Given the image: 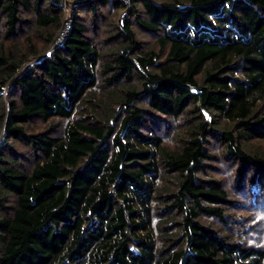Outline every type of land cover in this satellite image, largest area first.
I'll use <instances>...</instances> for the list:
<instances>
[{
	"label": "trees",
	"instance_id": "trees-1",
	"mask_svg": "<svg viewBox=\"0 0 264 264\" xmlns=\"http://www.w3.org/2000/svg\"><path fill=\"white\" fill-rule=\"evenodd\" d=\"M60 3L0 0V264H264V0H83L22 70Z\"/></svg>",
	"mask_w": 264,
	"mask_h": 264
},
{
	"label": "rangeland",
	"instance_id": "rangeland-1",
	"mask_svg": "<svg viewBox=\"0 0 264 264\" xmlns=\"http://www.w3.org/2000/svg\"><path fill=\"white\" fill-rule=\"evenodd\" d=\"M80 1H83V0H61V3H60V6H61V8H62V11H63V20L65 19V20H69V14H70V11H71V9H72V6L74 5V4H76L77 2H80ZM119 1H121L122 3H124L125 5H126V9H128L129 8V6H130V0H129V2L128 1H126V0H119ZM155 1H159V0H155ZM126 9L125 10H123V11H121V12H119V14H117V17H118V19H117V21L118 20H124L125 18H126ZM86 16V15H85ZM116 17V18H117ZM69 22V21H68ZM60 29H61V27H60ZM59 29V30H60ZM59 30H58V32H59ZM58 32L56 33V36H57V34H58ZM55 36V37H56ZM138 36H139V38H140V40L142 41V42H144V43H146V45H148V46H150V47H152L154 44H155V42H156V40H155V38H153V37H149V36H147V35H143V34H141L140 32H138ZM96 39H98V37L96 38ZM55 49V44L53 43V41L48 45V47L46 48V50L43 52V53H41L40 55H38V56H35V57H30V58H28L25 62H24V64H23V66H22V70L23 69H25V68H28V67H30L33 63H35L40 57H42V56H44V55H49V54H51V52L53 51ZM6 88H3V92L1 93V95L4 97L5 95H6ZM35 124V123H34ZM61 125H62V127L64 126V125H66L65 124V122L64 123H61ZM34 127H35V129L36 130H42V129H44L45 127H47V125H45V124H41V123H36L35 125H34ZM58 130H59V128H58ZM3 136H2V134L0 135V146L3 144ZM248 150L250 151V153H253L254 151H258V152H256V153H260V154H264V142H255V143H253V145H248Z\"/></svg>",
	"mask_w": 264,
	"mask_h": 264
},
{
	"label": "built area",
	"instance_id": "built-area-1",
	"mask_svg": "<svg viewBox=\"0 0 264 264\" xmlns=\"http://www.w3.org/2000/svg\"><path fill=\"white\" fill-rule=\"evenodd\" d=\"M129 2V0H126ZM70 29V24L67 20H63L61 24V29L59 30L57 36L54 38L53 43L55 44V47L60 46L63 43V40L67 36ZM48 56V55H47ZM46 55L40 57L36 62H41L43 59L47 57Z\"/></svg>",
	"mask_w": 264,
	"mask_h": 264
}]
</instances>
